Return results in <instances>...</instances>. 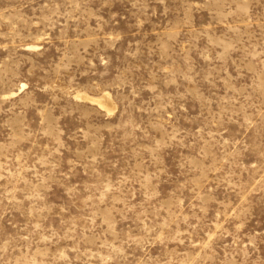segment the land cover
Wrapping results in <instances>:
<instances>
[{
  "label": "rangeland",
  "instance_id": "374dc122",
  "mask_svg": "<svg viewBox=\"0 0 264 264\" xmlns=\"http://www.w3.org/2000/svg\"><path fill=\"white\" fill-rule=\"evenodd\" d=\"M0 264H264V0H0Z\"/></svg>",
  "mask_w": 264,
  "mask_h": 264
},
{
  "label": "bare ground",
  "instance_id": "6f19581e",
  "mask_svg": "<svg viewBox=\"0 0 264 264\" xmlns=\"http://www.w3.org/2000/svg\"><path fill=\"white\" fill-rule=\"evenodd\" d=\"M86 98H87V97H86ZM100 99H101V98H100ZM100 99H99V100H100ZM97 100H98V99H95V100H93V99H91V98L89 99L90 102H92V103H96V104H98V105L101 106L102 103H101L100 101H97ZM101 100H104V101H105L106 98L104 97V98L101 99ZM105 102H106V101H105ZM100 103H101V104H100ZM104 104H105V103H103V105H104ZM105 106H106V104H105ZM102 107H103V106H102ZM105 108H107V106H106ZM109 110H110V109H109Z\"/></svg>",
  "mask_w": 264,
  "mask_h": 264
}]
</instances>
